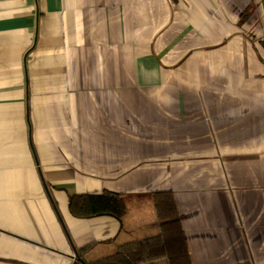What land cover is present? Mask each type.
Segmentation results:
<instances>
[{"label":"crops","instance_id":"obj_1","mask_svg":"<svg viewBox=\"0 0 264 264\" xmlns=\"http://www.w3.org/2000/svg\"><path fill=\"white\" fill-rule=\"evenodd\" d=\"M155 191L194 264H264V0H0V264L155 235Z\"/></svg>","mask_w":264,"mask_h":264},{"label":"trees","instance_id":"obj_2","mask_svg":"<svg viewBox=\"0 0 264 264\" xmlns=\"http://www.w3.org/2000/svg\"><path fill=\"white\" fill-rule=\"evenodd\" d=\"M151 199L159 219L157 234L121 242L112 253L97 259L87 257L92 244H86L76 249L77 261L81 264H194L172 193L155 191ZM68 208L77 217L106 215L118 220L128 210L126 200L111 191L70 195Z\"/></svg>","mask_w":264,"mask_h":264}]
</instances>
